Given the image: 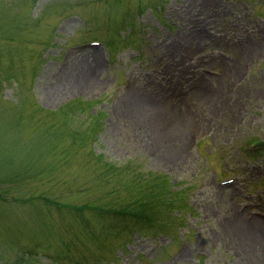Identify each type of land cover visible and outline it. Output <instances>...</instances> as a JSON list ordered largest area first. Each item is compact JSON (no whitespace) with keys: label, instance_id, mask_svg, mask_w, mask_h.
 Masks as SVG:
<instances>
[{"label":"rangeland","instance_id":"obj_1","mask_svg":"<svg viewBox=\"0 0 264 264\" xmlns=\"http://www.w3.org/2000/svg\"><path fill=\"white\" fill-rule=\"evenodd\" d=\"M93 39L109 45L99 84L62 90L92 55L68 48ZM131 88L165 102L153 113L184 102L175 134L130 119ZM253 138L264 0H0V264H264L249 229L227 226L264 229V157L241 153ZM121 211L168 224L126 231Z\"/></svg>","mask_w":264,"mask_h":264},{"label":"bare ground","instance_id":"obj_2","mask_svg":"<svg viewBox=\"0 0 264 264\" xmlns=\"http://www.w3.org/2000/svg\"><path fill=\"white\" fill-rule=\"evenodd\" d=\"M258 43L261 44V40ZM258 43L250 45L249 47L250 52L254 51V46L257 47ZM100 52L102 51L95 50L93 52H89L92 54L91 57H87L83 59V61H80L79 69L75 67L71 68L74 72L75 71L76 72L73 74H70L68 76V79L63 81L64 84H63V87H61L62 90H66L68 88L77 90L79 88L86 89V88L97 87V85L99 84V80L98 78L93 76L92 71L93 69L99 70V68H101V56L99 54ZM64 69H69V67L64 68ZM64 72L65 71H63L60 74L59 78H61ZM202 87L204 86L202 85ZM133 90L134 89L131 88L129 90V95L127 97L122 98V100L126 101V104L130 106V109L128 110L130 119L137 118L139 122L142 121L143 124L151 128V130L154 128L153 127L154 124L155 125L164 124L165 126L168 125L167 127H169L171 130L170 134L171 133L175 134L176 131L178 130L177 129L178 126L177 124L174 126V119L177 116H179V110L182 109V106H183L182 104L184 102L176 101V103H178L177 104L178 106L174 109V111L170 113L164 112L162 115L159 111H156V110H154V113H153L152 111L153 109H159L158 107L163 105L165 102L153 96L141 95V92L138 91L139 89L136 92H134ZM204 90H207V88L203 89V92ZM197 92L198 91L196 90L192 91V93L194 94H197ZM186 96L188 95H185V98ZM187 99H190V98L188 97ZM192 113L195 114L196 112H192ZM147 115H152V118H149ZM177 121H178V125L180 126H184L186 124H190L191 122H194L192 116H186V117L183 116L182 118H179ZM177 121L175 123H177ZM152 140H154V138ZM158 148L160 150L163 149V151L167 149V148H161L160 146H158ZM170 151H171V148H170ZM181 152L184 154L185 149L184 150L182 149ZM175 157H178V156H175ZM227 226L229 227L230 230H236V229L243 228V231H244V229H249L250 232H248V234L250 233V235H247L244 241L246 243L251 241L255 247H259L261 249L264 248V229H263L262 221L260 219H257L255 223L250 224V226L248 227L244 225L240 220H237V219L234 222L228 224Z\"/></svg>","mask_w":264,"mask_h":264}]
</instances>
